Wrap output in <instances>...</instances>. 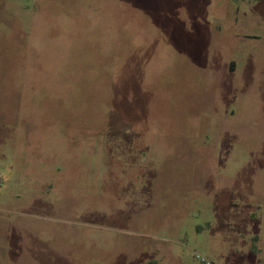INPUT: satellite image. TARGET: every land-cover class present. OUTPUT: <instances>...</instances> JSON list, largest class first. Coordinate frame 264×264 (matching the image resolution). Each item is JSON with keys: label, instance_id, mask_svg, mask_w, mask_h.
I'll list each match as a JSON object with an SVG mask.
<instances>
[{"label": "rangeland", "instance_id": "374dc122", "mask_svg": "<svg viewBox=\"0 0 264 264\" xmlns=\"http://www.w3.org/2000/svg\"><path fill=\"white\" fill-rule=\"evenodd\" d=\"M198 255L264 262V0H0V264Z\"/></svg>", "mask_w": 264, "mask_h": 264}, {"label": "built area", "instance_id": "2783aa9c", "mask_svg": "<svg viewBox=\"0 0 264 264\" xmlns=\"http://www.w3.org/2000/svg\"><path fill=\"white\" fill-rule=\"evenodd\" d=\"M197 258H201L202 262H204V263H207V264L211 263L207 258L201 257L200 255H198Z\"/></svg>", "mask_w": 264, "mask_h": 264}, {"label": "trees", "instance_id": "16d2710c", "mask_svg": "<svg viewBox=\"0 0 264 264\" xmlns=\"http://www.w3.org/2000/svg\"><path fill=\"white\" fill-rule=\"evenodd\" d=\"M253 249H255V246H253ZM259 264H264V262H261V263H259Z\"/></svg>", "mask_w": 264, "mask_h": 264}]
</instances>
